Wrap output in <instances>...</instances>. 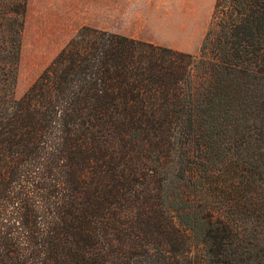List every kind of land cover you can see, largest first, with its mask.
<instances>
[{"label": "trees", "instance_id": "1", "mask_svg": "<svg viewBox=\"0 0 264 264\" xmlns=\"http://www.w3.org/2000/svg\"><path fill=\"white\" fill-rule=\"evenodd\" d=\"M28 3L0 0V264H264V0H215L197 53L80 25L16 96Z\"/></svg>", "mask_w": 264, "mask_h": 264}, {"label": "rangeland", "instance_id": "2", "mask_svg": "<svg viewBox=\"0 0 264 264\" xmlns=\"http://www.w3.org/2000/svg\"><path fill=\"white\" fill-rule=\"evenodd\" d=\"M214 1L29 0L15 95H22L83 24L197 53Z\"/></svg>", "mask_w": 264, "mask_h": 264}]
</instances>
